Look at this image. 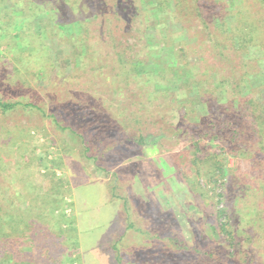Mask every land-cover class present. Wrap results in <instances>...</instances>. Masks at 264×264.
<instances>
[{"label": "rangeland", "instance_id": "obj_1", "mask_svg": "<svg viewBox=\"0 0 264 264\" xmlns=\"http://www.w3.org/2000/svg\"><path fill=\"white\" fill-rule=\"evenodd\" d=\"M141 1L143 4L139 0H108L109 5L122 3V14L118 13L121 20L129 16L124 21L129 23L130 31L114 36L117 48L111 40L115 23L93 21L90 7L89 13L84 14L88 23L86 36L80 43L72 35L79 30L62 28L64 33L59 35L58 23L54 22L52 29L42 27L44 35H49V39L66 50L61 53L69 56L70 66L57 63L56 55L61 49L52 41L51 50L48 46L40 53L31 50L27 57L30 48L12 50L13 42L1 35L3 14L0 8L3 41L0 44V97L9 102L30 101L43 110L29 108L22 112L18 109L0 115V168H5V173L0 171L1 196L5 198L10 181L21 189L27 204L20 207L27 208V219L38 228L44 224L51 231V240L58 242L53 250L50 248L55 264H264V174L260 173L264 167L252 162V159L262 161V156L254 152L252 145L241 146L235 155L228 152L227 166L238 170L237 175L250 179L227 177L225 184L222 179L207 181L204 176L210 163L203 161L194 167L190 162L191 136H195L200 129L198 125L203 124L200 115L211 116L214 109L206 113L204 107L194 101L192 105L198 109L199 117L184 122L181 115L185 113H178L172 106L165 107L169 110L165 115L164 108L159 107L163 106V100L148 86L129 84L116 94L111 90L115 87L111 83V71L120 69L115 61L119 43L124 47L129 45L131 53L143 47L147 50L149 46L148 49L156 50L160 47L154 32L156 35L159 31L165 40V25L173 32L174 46L182 45L184 39L177 34L183 33L184 28L197 31L195 38L188 34L187 41L193 42L185 43L189 48L187 58L191 65L199 67L201 63L208 67L210 75L205 78L210 85L217 86L222 81L223 89L230 91L227 85L243 72L252 71L243 84L245 91L251 86H260L264 83V48L258 44L261 30L254 32L253 42L246 51L237 46L231 48L227 37L243 27L244 18L236 16L237 13L261 17L264 7L259 2L257 5L256 0H227L230 3L227 5L215 3L216 0H196V4L194 0ZM156 1H163L157 13ZM194 5L202 7L205 17L200 19L194 14ZM112 13H117L116 8H112ZM260 22L264 24L263 17ZM143 24L150 28L142 40L138 32ZM2 41L0 39V43ZM213 41L217 46L211 49ZM86 44L91 46L85 50ZM3 45H6L5 52L1 51ZM36 49L41 46L38 44ZM72 49L76 54L71 56L67 52ZM172 51L171 47L162 52L157 50L153 59L175 64ZM18 54L25 55L23 62L29 60L26 68L19 66ZM92 54L98 56L94 62L87 59L93 58ZM78 60L83 64H77ZM99 62L104 67L107 64L103 72L111 76L108 80L106 74H100L102 70L97 69ZM142 68L156 71L149 62ZM61 71L64 74L58 73ZM218 94L216 91L215 95ZM137 96L142 103L134 104ZM138 109L145 112L144 117L137 120L140 126L133 119ZM154 110H160V116ZM49 114H53L55 120L52 121ZM64 125H72L76 132L60 129ZM139 135L143 138L142 144L137 142ZM253 152L257 154L255 157ZM79 166L90 176L108 182L111 193L123 199L127 219L140 235L135 237L130 230L111 238L121 227L117 204L107 199L100 181L83 183L80 175L69 183L65 176L70 172L79 174L76 170ZM101 167L119 169L111 173ZM136 167L143 186L134 180ZM197 169L200 172H196ZM51 173L55 175V183L50 182ZM221 193L224 201L216 203ZM3 204H0L2 210ZM225 204L235 217L231 227L243 245L240 253L247 254L229 256L224 249L223 236L215 230V210ZM57 227L69 229V234L62 232L57 237ZM117 254L119 262L113 261Z\"/></svg>", "mask_w": 264, "mask_h": 264}, {"label": "trees", "instance_id": "obj_2", "mask_svg": "<svg viewBox=\"0 0 264 264\" xmlns=\"http://www.w3.org/2000/svg\"><path fill=\"white\" fill-rule=\"evenodd\" d=\"M87 1L88 0H13V2H11V0H1L0 8L3 14L1 18L2 38H9L8 40L13 42V46L11 47L12 50L18 51V49L30 48V50L27 51L26 57L31 54L32 51L42 52L47 46L50 47L51 50L50 42L52 41V43L56 45L57 43L49 39V35L46 36L43 34V30L45 29L42 30V27L52 29L54 28L52 24L55 22L61 26V31L58 32L59 35L64 33L63 29L69 30L71 28L73 31L76 29L79 30V33L81 30V34H72L74 38L79 39L78 43H80L81 39L86 36L88 23L86 18H84V14L89 13L88 8L90 7L92 8L91 15L94 16L93 21L103 20L108 23H115L114 25H112V23L110 24L113 26L111 31L113 37L111 40L113 41L114 47L117 48V45L114 43L116 40L114 36L130 31L129 23H125L124 21L126 19L128 20L129 16L125 15L123 18L124 20L120 19L121 16L119 14L122 9L120 5H122V3L117 4L115 2V4L109 5L108 0H90L91 2L88 4ZM139 1L141 4L142 1ZM228 1L216 0L215 2L214 0L215 3L223 2L225 5L230 4ZM162 2L163 1H156V13L162 9ZM194 2L196 4V0H194ZM256 2L257 5L259 2V4L264 7V0H256L255 3ZM112 8H116L117 13H112ZM84 9H86L87 12H84ZM193 9L194 14L198 18L202 19V17H205L204 10L200 5H194ZM243 9L244 11L247 9L245 5ZM228 14H230V11H228ZM236 16L244 18V21L241 23L243 27L240 30L238 29V33L229 34L230 37H227L229 46L231 48L237 46L239 49L246 51L253 42L254 32L259 29L261 30L259 31L261 38L258 44L261 48H264V24L262 23L261 25L260 22V19L262 17L264 18V14L261 15V17H259V15L252 17L251 14L245 12V14L237 13ZM163 25L164 24H162V26ZM142 27L143 28L138 32V36L143 40V34L150 27L144 24ZM159 27H161V24ZM69 33H71V31ZM165 33L166 38L164 40L159 31L158 33L156 32V35L154 32V36H157V45L159 44L158 46L160 47L156 50L152 48L148 49L150 48L149 46L147 50L143 47L137 53H131L129 45L124 47L119 43L118 49L115 52V61L119 64L120 69L115 72L111 71L112 77L108 76L106 72H103L107 64L106 67H104L100 62L97 63V69L102 70L100 74H106L105 78H107V80L111 77V83L115 85V87L111 85L112 93L116 94L122 90V88H128L129 84H141L144 87L148 86L151 88L152 92L156 93L159 98L163 100V106L159 105V107L161 106L164 108V114L167 115L169 112L165 107L172 106L176 108L178 113H185L183 116L181 115L184 122L187 119L192 120V117H199L197 113L198 109L192 105L194 101L202 105L206 113L214 109L211 116L205 114L203 116L200 115V118H203V124L198 125L200 128L198 130L199 132L195 136H191L193 143L190 149V162L194 167L198 166V163L202 164L203 161L210 163V165L207 166L208 169L204 176L207 181L212 180L216 182L218 179H222L225 184L227 177H231V179L246 177L237 175L238 170L231 169L227 166L228 154L234 152L235 155V151H238L241 146L252 145L254 152H257L263 159L262 161L252 159V162L257 163L260 167H264V83L260 86H251L248 91H245L243 84L247 81L245 79L249 77L252 72L251 71L249 74V71H247L238 76L236 81L227 85L230 91H225L223 89L224 85L222 81L217 83V86L214 85L215 87L210 85V81L207 80L208 78H205L206 75H210L208 67L205 65L202 66L200 63L199 67L202 68L198 69L199 67L196 64L191 65L187 58L189 48L185 43L191 44L193 42V40L187 41L189 38L188 34L192 35L191 38H195L198 36L197 31L189 27L184 28L183 33L180 32L177 34V36L179 35V37L184 39V45L182 42L181 46H174L172 44L174 40H172L171 34H173V32L170 31L166 25ZM1 35L0 39L2 41ZM36 38H39L40 41L36 40ZM213 42L214 43H211L209 46L211 49L217 46V43H215V41ZM0 44H3V41ZM38 44L39 47L41 46L42 50L36 49ZM7 45L10 46L11 44L8 43ZM90 46V44H86L85 50ZM75 47L80 48L79 45ZM170 47L173 50L172 57L175 64H168L164 63L165 61H155L153 59L154 56H157V50L162 52ZM58 48L59 50L61 49L59 46ZM153 50L155 53H153ZM1 51H7L6 45H3ZM61 51L63 53L66 52L65 49L58 51L59 53L56 55L57 63H67V66L72 65L69 56L65 54L63 56ZM88 51H90V49H88ZM94 52L97 51L94 50ZM67 53L71 56L76 54L74 49L71 51L68 50ZM26 57L25 55H17V62H19V66L22 68H26V65H29V60L23 62ZM91 57L93 58L87 57V59H91L94 62V58L98 56L92 54ZM138 58L142 59L140 60ZM82 61H84V57L81 58V62ZM103 61H107V59H103ZM145 62L151 63L156 71H146L142 68ZM77 64L82 65L83 63H80L78 60ZM139 65L140 67H138ZM71 70L72 69H70V71ZM58 73L63 72L61 71ZM114 78H117L116 82L113 81ZM120 84L122 86H120ZM204 87H206V89L203 90ZM216 91L219 93L217 96L215 95ZM132 95L134 94H131V96ZM219 95L220 97H218ZM181 96L183 97L181 98ZM137 98L138 100H134V104L142 103L141 98L139 96H137ZM183 98H185V100ZM29 108L32 111H35V109L43 111L30 101L16 100L14 102H9L0 97V115L4 116L18 109L22 112H26ZM153 112L160 116V110H154ZM134 114L135 116H133V119L136 120V124L140 126L137 120L142 119L145 112L138 109ZM163 116L161 118H163ZM48 117L51 118L52 121L55 120L53 114H49ZM53 123L57 124V122ZM204 125L205 127H202ZM60 129H70L76 132L72 125H64L60 127ZM138 131L136 133H138ZM137 140L139 144H142L143 138L141 135L137 137ZM256 155L257 154L254 153V157ZM48 162L50 163V161ZM253 167L255 169L257 168L254 165ZM44 168L53 169L54 167ZM4 169L5 168L1 167L0 171L5 173V171H3ZM196 172H200V170L197 169ZM260 173L264 174V169L261 170ZM54 178V173H51L50 182L55 183ZM16 185V183L9 182L5 198L1 196L3 188L0 186V196L3 198L0 197V204L2 202L4 203L3 210L1 207L2 205L0 206V264H55V257L51 256L50 251L55 248L54 246H57L58 242L51 240V234L49 233L51 231H49L48 227L44 224L38 228L33 225L31 220L27 219V208L20 207V204L25 206L27 202H24L23 193ZM45 186H48V183H45ZM112 195L116 197L115 193ZM7 198H9V200L6 201ZM45 198L48 199L47 197ZM223 201V194L221 193L218 195L216 203H221ZM45 202L47 203V201ZM42 206H44V203H42ZM14 209L17 210L14 211ZM257 214H259V212H257ZM232 219L235 222L233 212L229 207L227 209V204L221 209L215 210V230L219 236L221 235L224 238V249L226 253H228L229 256L235 257L238 256V254L242 255L247 253L245 251L240 253V247L243 245L238 241V237L232 233ZM56 226H54V228H56ZM57 229V237L61 236L62 232L64 234H69L70 231L69 229L64 230L58 227ZM53 233L55 232L53 231ZM248 240L252 241V237L251 239L248 238Z\"/></svg>", "mask_w": 264, "mask_h": 264}, {"label": "crops", "instance_id": "obj_3", "mask_svg": "<svg viewBox=\"0 0 264 264\" xmlns=\"http://www.w3.org/2000/svg\"><path fill=\"white\" fill-rule=\"evenodd\" d=\"M140 167H142V165H140ZM173 167V166H172ZM101 168H103V169H106V170H109V172H115L117 169H119V167H101ZM84 169L85 168H83V167H77L76 168V170L79 172V174H73L72 172H70V174H67L66 176H65V178H66V180L69 182V183H71V180L73 181V178L74 177H76V178H79V176L81 175V177H80V180H82L83 179V183H86V182H91V181H100L99 179L100 178H95V177H92V176H90L89 175V172H87V170L86 171H84ZM137 167L136 168H134L133 169V172H134V180H135V182H137V185L139 184V185H141V186H143V180H142V178L140 179V177H139V175H138V172H137ZM146 169H142V171L143 172H146L145 171ZM75 178V179H76ZM100 182H102L103 183V185H104V187H105V193H106V196H107V199L108 200H111V201H113V202H115L116 204H117V210H118V218H119V221H121V223H119V226H121L119 229H117L115 232H113L112 234H111V238H114V237H116V235H117V237H119V236H122L123 235V233H125V231H130V230H133V234L135 235V237H136V235H140V232H139V230L138 229H136V228H132V223H131V221H128V219H127V215L125 214V212H124V210H125V207H124V202H123V199L121 198V197H118L117 195H116V197H113V192L111 193V190L109 189V184H108V182H105V181H100ZM71 185V184H70ZM72 187V186H71ZM142 194H144V193H142ZM74 224V223H73ZM121 224V225H120ZM115 243H116V241H114ZM77 243V245H78V242H76ZM114 243V244H115ZM80 244V243H79ZM117 249V248H116ZM77 254L79 255V253H80V249L77 247ZM113 251H114V249H113ZM115 259V260H114ZM114 259H113V261H116L117 260V262H119V256H118V254L114 257ZM131 260H132V258H131V256L129 257V262H131ZM75 264V263H74ZM81 264V263H80ZM112 264H115V262L114 263H112Z\"/></svg>", "mask_w": 264, "mask_h": 264}]
</instances>
